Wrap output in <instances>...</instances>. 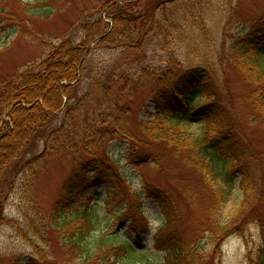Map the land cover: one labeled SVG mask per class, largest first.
Wrapping results in <instances>:
<instances>
[{"label":"rangeland","instance_id":"rangeland-1","mask_svg":"<svg viewBox=\"0 0 264 264\" xmlns=\"http://www.w3.org/2000/svg\"><path fill=\"white\" fill-rule=\"evenodd\" d=\"M100 2L61 0L54 5L56 11L46 15V10L41 9L52 5L37 0H3L0 4V90L1 83L9 76L27 67L41 66L51 45L66 40L74 45L81 43L86 38L83 23L90 26L101 17L108 32L113 23L105 11L98 15L92 11ZM182 3L191 8L185 13L182 32L176 39L165 42L153 37L145 45L140 62L133 61L134 55L124 54L116 47L98 44L89 47L87 52L86 57L95 67H105L107 83L119 78L110 76L112 72L121 77L129 70L133 74L132 105L125 107L131 108L129 119L131 129L138 135L136 141L113 136L121 109L117 111L105 101L106 92L95 88L93 83L92 78L98 75L88 70L80 75L76 97L69 101L63 94V110L56 112L47 126L32 135L23 156L9 161L5 169V163H0V198L4 203L0 213V264H84L87 250L92 251L91 258L100 259L99 262L91 260L90 264H101L103 258H121L112 264H125L131 258L137 260L144 255L150 258V264H165L161 262L163 251L155 241L166 235L189 242L193 253L198 248L194 264H254L257 261L264 244V188L262 196L247 201L250 207L240 209L245 197L238 180L230 199L216 204L204 177V164L198 166L189 161L188 154L174 145H156L138 129V122L149 121L150 115L156 112V102L148 82L140 79L136 71L142 67L168 66L170 59L184 67L210 64L226 116L235 122L238 135L263 155L264 138L252 122L254 111L248 101L253 86L238 69L232 68L231 53L227 52L228 45H224L223 34L234 36L263 18L264 0H184ZM86 9L89 11L82 23L85 16L82 12ZM201 20L207 34L194 26V21ZM30 106L24 104L22 108L27 110ZM13 108H5L0 101V124L4 121L9 127L0 133V141L13 133L14 124L8 117ZM202 126L199 123L184 129L198 134ZM96 133L104 137L103 142ZM8 147L11 146L2 152ZM134 156L143 162L137 168L135 159L138 158ZM103 159H106L104 165H98L103 178L118 176L122 185L116 177L119 188L110 187L114 185L110 182H95L88 188L87 195L80 198L68 216L94 208L101 227L93 237L85 239L84 247L68 245L52 208L60 198L62 187L81 164L95 167L92 163ZM142 225H147L148 234L138 244L134 226ZM105 236L116 237L113 242L134 239L135 250L140 253L121 257H113L112 251L96 253L97 240Z\"/></svg>","mask_w":264,"mask_h":264},{"label":"trees","instance_id":"trees-1","mask_svg":"<svg viewBox=\"0 0 264 264\" xmlns=\"http://www.w3.org/2000/svg\"><path fill=\"white\" fill-rule=\"evenodd\" d=\"M37 1L52 5L41 9L46 10L45 14L49 15L56 11L57 8L54 5L61 0ZM182 1L184 0H101L92 11L95 15L105 11L113 27L110 34L99 45L119 48L124 54L134 55L133 61L140 62L145 45L153 37L159 40L164 39L163 42H165L170 38L176 39L182 32L185 13L191 9L187 4H180ZM1 3L3 0H0ZM87 10L82 12V15H85L83 20H80L82 23L85 22ZM194 23V26L207 34L206 29L201 27L203 26L201 23H204L202 20L194 21ZM83 24V28L86 29V38L81 43L74 45L71 40H66L59 45H51L50 53L41 66L27 67L1 83V103L5 108L15 107L14 111L11 109L8 113L9 121L14 124L13 133L8 134L6 140L0 141V163H5L4 169L10 165L9 161L23 156L32 135L47 126L51 118L57 114L56 112L62 109L63 94L69 101L76 97L75 88L79 83L80 74L88 70H93L92 72L98 75L96 78L91 76L88 78L94 80L95 88L106 92L105 101L117 111L121 109L122 114L116 121L113 136L123 140H137L138 135L131 129L129 119L131 108L129 105V108L125 107L129 103L132 105L131 94L135 87V83L132 82L133 74L129 70L126 71V76L121 77L116 76V71L112 72L110 76L119 78H114L107 83L105 67H95L85 57L89 45L106 33L107 24L101 17L96 19L90 25L91 27L86 23ZM223 39L224 45H228L227 52L231 53L232 68L238 69L253 86L248 96L249 104L254 111L252 122L258 126L264 138V17L258 22L249 24L245 30L234 36H228L225 32ZM140 69L136 72L140 74V79L148 82L151 95L156 102V112L150 115L149 121L138 122V129L148 135L150 140L156 142V145L167 147L174 145L182 153L188 154L189 161H194L198 166L201 163L204 164V177L209 183L208 188L216 204L223 199L226 202L230 199L239 180V189L245 197L240 209L250 207L248 200L258 195L262 196L264 154L258 153L251 143L244 141L238 135L235 122L226 116L222 102L218 99L219 95L214 82L217 79L210 64L184 67L183 64H176L173 59H170L168 66ZM24 104L27 106L31 104V106L25 110L22 108ZM121 119L123 123H120ZM199 123L203 126L198 134L184 129L188 125ZM0 125V133L9 130L8 124L4 121ZM99 135L101 134L96 133L95 136L100 138ZM100 140L101 142L104 140L102 135ZM7 144L11 147L2 152V149L8 146ZM12 146L16 147L12 148ZM7 150H11V153L7 154ZM135 158H138L135 159L137 168L143 162H140L139 157ZM106 159L98 161L97 164L94 161L92 164L95 167L81 164L62 187L60 198L52 208L54 218L59 223L58 229L63 231L68 245L84 247L82 243L86 242L85 239H88L90 235L93 237L101 227L91 208H85L79 214L74 212L71 215L75 217L74 219L68 216L78 205L80 198L87 195L88 188L95 182L103 184L110 182L114 184L110 187L114 188L115 186L119 188V184L122 185V180L116 175L120 181L119 184L115 183L116 177L107 174L108 178H103V171L98 165H104ZM3 206L4 203L0 198V213ZM60 219L62 221L58 222ZM140 227L142 232L147 225ZM115 238L105 236L97 240L96 253L112 251L113 257H121L138 252L128 241L113 242ZM157 240L158 249L163 251L162 263L194 264L193 257L198 248L193 253L189 242L174 235H166L164 239L158 237ZM90 252L92 253L91 250L84 252L87 257L83 258L84 264H90L91 260L99 262V258H91L94 255ZM118 259L121 258H103L101 264H112L113 260ZM149 260L150 258L144 255L137 260L131 258V262L125 264H150ZM15 264L20 263L15 262ZM254 264H264V244Z\"/></svg>","mask_w":264,"mask_h":264}]
</instances>
